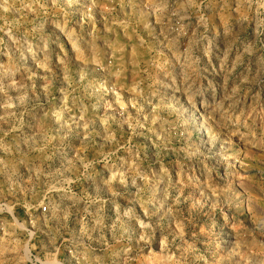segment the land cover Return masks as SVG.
Returning <instances> with one entry per match:
<instances>
[{"label":"clouds","instance_id":"clouds-1","mask_svg":"<svg viewBox=\"0 0 264 264\" xmlns=\"http://www.w3.org/2000/svg\"><path fill=\"white\" fill-rule=\"evenodd\" d=\"M0 264H264V0H0Z\"/></svg>","mask_w":264,"mask_h":264}]
</instances>
